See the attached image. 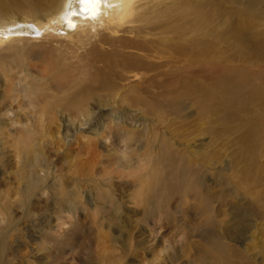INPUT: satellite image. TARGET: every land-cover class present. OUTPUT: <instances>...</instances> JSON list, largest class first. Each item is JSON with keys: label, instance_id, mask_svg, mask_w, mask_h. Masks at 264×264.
I'll return each instance as SVG.
<instances>
[{"label": "rangeland", "instance_id": "374dc122", "mask_svg": "<svg viewBox=\"0 0 264 264\" xmlns=\"http://www.w3.org/2000/svg\"><path fill=\"white\" fill-rule=\"evenodd\" d=\"M243 4L247 26L239 15L240 3L232 4L230 45L216 49L222 54L217 59L224 62L210 65L174 55L159 71L137 70L126 75L129 80L111 81L108 88L116 87L114 92L106 93L104 105L90 107L93 115L87 128L77 121L72 124L77 118L71 119L62 108L39 107L43 104L38 100L39 104L31 105L29 98L34 96L19 97L7 90L10 76L17 81L26 76L23 85L36 90L37 96L45 88L60 99L69 97L56 89L70 61L64 55L70 57L76 37L54 43L21 42L14 46L20 54L5 53L9 65L24 62L25 67L7 75L0 72L4 264H111L112 258L115 264H264V59L260 47L264 22L250 15L264 13V4L250 0ZM29 67L34 79L23 72ZM168 151L180 169L189 171V183L198 177L196 187L209 189L210 196L204 202L195 193L166 198L161 189L162 196H154L159 203L175 200L162 212V232H151L152 225L140 219L143 206L139 203L149 196L140 187L141 179L161 170V156ZM35 155L43 175L39 174V186L29 190L26 182L31 179ZM124 161L129 162L124 165ZM146 184L144 179L142 185ZM72 192L82 196L77 199L79 208L73 214L63 213L62 201L68 202ZM108 193L120 200L124 217H117L111 226L107 217L100 216ZM209 222L215 225V234L207 236ZM223 227L230 233H223ZM219 232L228 247V260L217 262L207 242L217 238L222 244ZM161 243L169 245L168 250Z\"/></svg>", "mask_w": 264, "mask_h": 264}, {"label": "bare ground", "instance_id": "6f19581e", "mask_svg": "<svg viewBox=\"0 0 264 264\" xmlns=\"http://www.w3.org/2000/svg\"><path fill=\"white\" fill-rule=\"evenodd\" d=\"M255 1L264 4V0ZM255 1L250 0L254 4ZM235 3H240L239 15L244 25L247 26L246 16L248 15H246L243 0H103L102 3L95 6V13L90 10L89 6L81 5L79 0H0V72L1 69L4 72L7 71L9 72L6 73L7 75L12 73V69L15 72H20L21 68L25 67L24 62H21L20 66H13L3 58L7 51L14 50L16 54H20V49L14 48L17 43L45 40L54 43L58 39L71 41L76 37L77 44L68 47L71 54L67 53V55L70 57L64 55V58L70 61L65 66L63 65V78L56 89L59 94H69V97L60 99L59 95L54 92L48 94L45 91H49V89H45L44 86H40L42 90L43 88L45 90H43V94L37 96L36 90L34 92L32 87L23 85L26 82L24 80L26 76L24 79L20 77L18 81L10 76L9 81L6 79L9 82L7 90L18 93L19 97L25 94L34 96L35 99L29 98L27 95L31 105L39 104L38 100L43 104L39 107L50 105L62 108L69 112L66 115L71 119L77 118V120L72 119V124L75 125L77 121L87 128L93 115L90 107L104 105L106 93L110 90L114 92L116 87L108 88L111 81L129 80L126 75L133 74L137 70L159 71L169 65V60L174 55L179 58L206 61L210 65H214V62L218 60L224 62L221 60V52L217 53L216 49L220 44L230 45L234 32L231 23V6ZM250 15L258 23L264 22L263 12ZM222 25H227V27L219 29L218 26ZM99 45H102L103 49H100ZM77 46L82 47L79 50V48L76 49ZM260 47L261 57L264 59V29L261 31ZM14 51H12L13 54ZM25 55L22 54L20 57L24 59ZM112 56L115 58V62H113ZM5 63L11 68H7ZM31 68L33 67L24 69L23 72L27 74V77L33 78ZM132 80L137 81L136 78H132ZM81 82L84 84L81 85ZM91 82L93 85L90 84ZM17 98L14 101H18ZM0 113H2L1 109ZM118 119L120 118L118 117ZM58 133L56 134L58 135ZM69 137V135L66 136L65 140H69ZM37 155L42 157L40 151ZM37 155L34 156V160L30 164L31 179L26 182V188L29 190L39 186L41 182L39 174L43 175V169H39L42 165L38 162ZM161 161L160 171L152 172L141 179L140 187L145 188L149 196L139 203L141 207L143 206L142 214L140 213L142 223L146 226L151 224V232L158 229L160 230L158 233L162 232V228L159 226L161 218L164 217L162 212H166V209L175 200L170 199L159 203L154 196H162L161 189L166 198H172L176 194H180V197L191 196L195 193L194 196L198 198L199 195V198L201 197L204 202L210 196L209 189L201 190L196 187L195 184L200 183L198 177L193 176V181L189 183L191 178L189 171L184 168L180 169L169 151L161 156ZM128 162L124 161L123 164L126 165ZM261 174L262 183H264V162L261 166ZM151 175L155 177L151 178ZM144 179L146 185H142ZM150 180L154 184H151ZM156 186H160V188L151 195ZM70 196L68 202L62 201L63 213L73 214L79 208L77 199H81L82 196H79L77 192H72ZM263 196L264 185L261 190V198ZM212 197L214 198L213 195ZM120 203L113 193H108L105 203L100 207V216L102 219L107 217L109 226L117 221V217L118 219L124 218L120 214L122 211ZM236 211L242 215L246 214L242 209H236ZM160 214L163 216L160 217ZM157 226L158 228H156ZM195 230L198 232L197 229ZM220 232L218 234L222 244L217 241V238H214L212 242H207L216 254L214 259L217 262L228 260L226 254L228 247L223 244L225 239L220 235ZM222 232H226V235L230 233L224 227ZM205 234L207 236L215 234V225L212 222L208 223ZM163 246L168 250L169 245ZM5 248V244L1 243L0 264H4L2 256L5 260V255H3ZM214 259L212 258V260ZM111 264H115V258H112Z\"/></svg>", "mask_w": 264, "mask_h": 264}, {"label": "snow or ice", "instance_id": "6c2138e0", "mask_svg": "<svg viewBox=\"0 0 264 264\" xmlns=\"http://www.w3.org/2000/svg\"><path fill=\"white\" fill-rule=\"evenodd\" d=\"M103 0H79L81 5L89 6L90 10L95 13L96 12V5L102 3ZM11 31V30H10Z\"/></svg>", "mask_w": 264, "mask_h": 264}]
</instances>
